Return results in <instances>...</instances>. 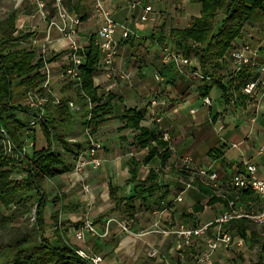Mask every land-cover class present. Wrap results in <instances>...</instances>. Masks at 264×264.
Listing matches in <instances>:
<instances>
[{
    "label": "crops",
    "instance_id": "crops-1",
    "mask_svg": "<svg viewBox=\"0 0 264 264\" xmlns=\"http://www.w3.org/2000/svg\"><path fill=\"white\" fill-rule=\"evenodd\" d=\"M14 1L13 9L20 20L15 35L21 37L20 46L36 51L44 59H54L46 63L43 72L47 75L46 87L59 100L65 95L61 90L62 87L70 80L66 74L69 64L64 60L69 50V42L55 26L51 25L52 22L62 24L55 0ZM105 5L119 26L114 35L118 44L113 59L114 74L109 78L102 69H97L94 75V84L99 87L100 92L116 96L113 102V115L98 128L95 134H91L103 145V149L98 152L102 165L98 169L89 167L85 169V182L91 187L90 198L84 194L82 182L73 175V170L62 175L63 184L57 192L58 196H55L59 198L58 209L54 212L60 211L62 205L68 203L78 204V208L60 213L59 222L55 225L51 218L53 212L46 209L53 204L49 203L44 211L45 237L50 241L54 240L56 226H59L62 234L64 229H67V234H63L64 240L76 251L80 244L74 238L73 229L85 218H90L86 214L96 215L97 220L90 219L101 233L108 227V236L111 222L107 226V221L113 217L110 216L111 213H105L109 210L110 202H113L114 207L110 188L116 189L119 198L134 197L135 186L153 171L160 184L168 191L166 199L159 200L152 197L148 204L152 201L158 202V206L153 210H145L149 209L148 205L141 206V203L137 202V209L132 216L125 211L121 213L126 216L124 224L129 230L131 229L129 234L133 235H129V238H135L134 242L137 237L153 238L148 242L149 247L156 246L161 254L173 263L178 257L169 251L171 239L163 235L162 230L172 229L180 224L192 226L212 222L228 208L231 200L246 206L249 210H258V196L249 189H235L230 181L234 175H245L249 164L256 165L257 176L264 179V89L253 99H248L241 91L240 102L232 104L225 99L218 85L207 83L210 80L199 81L191 73L192 69H189L191 70L189 73H181L173 63L163 62L164 53L159 41L160 37L165 36L164 44L169 43L172 45V50L178 51L169 40V31L189 27L192 20L200 16V4L191 0H143V5L150 6L152 10L147 21L140 19L143 6L132 9L128 0H105ZM60 8L80 17L78 31L81 43L86 48L90 36H96L101 25V21L95 18L90 1L62 0ZM121 26L131 31L127 39H122ZM259 50V60L264 62V41L262 45L259 44ZM195 63L197 67L196 59ZM223 66V81L226 82L231 71L229 63L224 62ZM206 84L211 85L208 94L212 99L211 106L204 105L203 97L200 95L201 89H204ZM75 107L78 109L77 105ZM133 107L145 109L143 126L154 130L161 137L164 132L170 136L168 140L163 139L167 143L169 155L165 163L162 162L163 153L160 148L154 158L147 164L143 163L149 150L139 149L130 144L135 133L120 129L123 125L121 116L124 110ZM255 115L258 117L257 121L252 123L249 118ZM158 117H162L160 121H157ZM44 147L46 145L39 149ZM86 148L87 146L81 154ZM110 155L113 156L111 161ZM183 159H189V166L183 164ZM132 160L139 164L136 166L137 175L134 182L130 180L131 170L135 167ZM203 169L208 174L215 172L217 180L212 181L208 175H201L200 171ZM188 182L190 185L187 187ZM195 182L211 189L210 194L202 192ZM248 190L251 192L250 195L245 194ZM214 196L221 201L209 204V200ZM190 199H193L190 210L194 204L200 203L203 205V211L196 214L191 223L185 222L184 219L179 221V217L182 218L184 213L190 211L180 213L179 208L183 201ZM9 207L0 205V214L7 216L15 210ZM143 213L149 216L158 214L159 217L151 220V224L144 228L146 226H143V223L136 224L137 217ZM241 221L256 227L253 228V234L250 229L242 230L244 228L239 225ZM96 222H101L102 227ZM259 227L262 225L254 224L247 219L232 221L230 228L239 235L238 237L243 238L244 244L239 246L235 238V243L230 248H220L216 252L213 257L214 264H247L248 262L257 264L248 259L247 253L250 247H259V244L252 242L255 234L259 238ZM154 233L158 235H153ZM68 236L71 237V241ZM88 237L90 236H86L85 252L99 256L102 250L98 254L92 252L87 243ZM3 244L4 242L1 243ZM98 244L96 243V246H100ZM193 252L194 249L186 253L184 257L186 264H195ZM154 263L157 262L154 260ZM102 264H116V260L106 263L103 259Z\"/></svg>",
    "mask_w": 264,
    "mask_h": 264
},
{
    "label": "trees",
    "instance_id": "trees-1",
    "mask_svg": "<svg viewBox=\"0 0 264 264\" xmlns=\"http://www.w3.org/2000/svg\"><path fill=\"white\" fill-rule=\"evenodd\" d=\"M191 1L200 4V16L195 17L187 28L170 29L169 40L174 48L185 56L193 54L197 62L196 68L205 77L210 78L207 83L218 85L225 99L230 102L235 99L237 104L240 102L244 80L231 73L228 80L223 81V57L231 48L243 44L242 38L248 25L263 24L264 0ZM19 22L15 10H11L0 20V205L6 208L11 204L16 205L12 214H0V225L2 227L5 222H10L16 212H31L30 204L34 205L36 220L32 223V232L23 233L17 227L11 230L8 242L3 245L0 243V252L5 255L0 261L9 260L11 264H90L64 240L63 234H67V229H64L62 234L59 226H56L55 239L50 241L45 237V208L49 203L59 201V198L49 199L44 186L47 179L73 170L75 161L89 143V134H95L113 115L116 96L100 92L99 87L94 84L99 48L96 36L91 35L85 48L83 64L79 67L78 79L70 77L61 89L65 95L57 102L50 89L45 87L47 75L43 72L46 63L54 59H44L36 51L20 46L21 37L15 35ZM159 41L164 46L166 37L161 36ZM194 43H198V46H194ZM211 85L206 84L204 89H201L202 97L208 96ZM33 92L48 98L43 105V115L37 121L47 144L41 149L34 146L25 158L19 161L6 154L5 144L9 142L15 149H21L25 144V136L35 140V134L26 135V131L29 123L36 119L38 114L36 109L24 103L29 93ZM70 103L77 105L78 109H73ZM145 113L144 108L125 109L121 116L123 125L120 129L135 133L130 144L149 150L143 163L147 164L154 158L158 148L162 149V162L165 163L169 158L167 143L154 130L142 125ZM78 125L82 127L84 139L71 143L70 135L74 134ZM2 129L6 135L1 132ZM87 129H90L89 133ZM131 162L135 167L131 170L130 180L134 182L137 175L136 166L139 164L134 160ZM16 176H20V179H16ZM197 186L205 194H210L211 189L201 184ZM110 193L114 207L105 214L121 210L131 216L137 209V202L146 207L152 197L164 200L168 195L166 187L160 184L153 171L135 186L134 197L119 198L113 187L110 188ZM245 194L250 195L251 192L248 190ZM217 201L221 199L214 196L209 200V204ZM77 205L68 203L62 205L60 211L54 212L51 218L55 225L59 222L60 213L77 210ZM202 211V204H194L189 212L184 213L185 222L191 223L196 214ZM239 225L244 228L243 231L250 229L253 234V227L248 222L241 221ZM261 232L259 238L255 234L252 241L261 247V260L257 264H264V225ZM115 245H118V241ZM101 250L100 246L94 247L97 254ZM147 261L152 260L148 258Z\"/></svg>",
    "mask_w": 264,
    "mask_h": 264
},
{
    "label": "built area",
    "instance_id": "built-area-1",
    "mask_svg": "<svg viewBox=\"0 0 264 264\" xmlns=\"http://www.w3.org/2000/svg\"><path fill=\"white\" fill-rule=\"evenodd\" d=\"M94 11L95 18L101 21V25L96 34V44L99 48V60L97 69H102L105 76L112 77L115 72L114 69V55L117 49V41L114 35L117 31L119 24L113 18L111 12L106 8L105 0H89ZM130 7L136 9L143 6V13L140 17L142 21H147L150 13L152 12L150 6H144L143 0H128ZM62 0H55V4L59 9V17L62 24L52 22L51 25L55 26L60 33L66 37L69 42L68 52L64 56V60L67 61L68 68L66 74L72 79H78L80 75L79 67L83 64L85 58V47L82 45V40L79 35L78 26L80 25V17L72 15L61 7ZM122 28V39H127L131 31L125 26ZM194 46H198V43H194ZM163 62L173 63L177 70L181 73H189L192 69V74L196 79L210 80L209 77H205L196 67L195 57L185 56L180 51L171 50L166 45L163 46ZM259 47L254 46L252 43L246 42L240 46L231 48L223 57V61L229 63L230 71L233 76H237L244 80L242 86V94L248 99L256 98V96L264 89V62L259 60ZM194 65V66H193ZM230 73V74H231ZM127 76V75H126ZM128 77V76H127ZM46 87V84H45ZM56 101L59 100L55 97ZM48 100L46 96H42L37 93H29L27 96V105L36 109L38 117L32 120L27 128L26 135H31L33 127L36 125L38 119L43 115V105ZM202 102L206 106H211L212 99L210 96L202 98ZM232 104L236 103L235 99L231 100ZM70 106L74 109L75 105L70 103ZM76 109V107H75ZM191 112H194L191 110ZM162 117H158L157 121H160ZM257 115L252 116L249 120L254 123L257 121ZM3 135H6L2 129ZM90 129H87V133ZM169 135L167 133L162 134V139L168 140ZM7 138V137H6ZM6 142V141H5ZM34 142L25 136V144L21 149H15V147L6 142L5 152L8 156L14 157L21 161L34 147ZM103 149L101 142L95 140L91 134H89V143L86 150L79 155L75 161L73 168V175L76 176L82 182V190L89 198L92 196L91 187L85 182V169L92 168L98 169L102 165V160L98 156V152ZM183 164L189 166V159H183ZM187 169V168H186ZM201 175H208L212 181L217 180V174L212 172L208 174L206 170L200 171ZM16 179H20V176H16ZM230 184L235 189H249L254 192L259 198V208L256 211L249 210L246 206L236 203L235 200H231L228 204V208L224 210L214 221L196 224V225H184L180 224L172 229L162 230L163 235L170 237V249L169 251L177 255V261H170L161 254L159 248L152 245L148 248L147 256L153 258L157 263L166 262L168 264H186L184 257L186 253L193 250L195 264H214L213 257L220 248H230L235 243V238L238 241L237 244L242 246L244 240L242 237L234 232L230 228V223L234 220L247 219L250 222L257 225H264V179H260L257 176V168L254 164L247 165V172L245 175H234L230 181ZM190 183H187V187ZM179 200L181 198L179 197ZM10 209H14L15 205L11 204ZM30 220L34 222L36 220L35 209L30 214ZM115 221L114 218L108 219L107 226L110 222ZM120 227L130 233L129 228L125 224H119ZM107 229L101 233L97 230L93 220L85 218L84 221L73 229L74 238L80 247L76 250V253L87 260L90 264H102V257L96 255H89L86 251V236L92 237H106L108 234ZM159 232V231H158ZM247 264H250L248 262Z\"/></svg>",
    "mask_w": 264,
    "mask_h": 264
},
{
    "label": "rangeland",
    "instance_id": "rangeland-1",
    "mask_svg": "<svg viewBox=\"0 0 264 264\" xmlns=\"http://www.w3.org/2000/svg\"><path fill=\"white\" fill-rule=\"evenodd\" d=\"M13 3H15L14 0H0V20L3 19L4 16L8 12H10L11 10H14L13 9L14 8ZM243 39H244L243 42L252 43L256 47H259V44L262 45L263 41H264V22H263V24L261 23L260 25H259V23H256V24L250 25V26L248 25L245 28ZM166 46L169 47L170 49L172 48V45L171 44L169 45V43H167ZM68 79H70V77H68ZM24 103L27 105V98H26ZM33 133L35 135H37V137L35 136V140L33 142H34V145L38 149L47 144L46 139H45L44 135L42 134V131L40 130L37 123L33 127L32 134ZM83 135L84 134L82 132V127L80 125H78L74 131V134L70 135V142L75 143V142L82 141L84 139ZM112 158H113V156L110 155V157H109L110 161ZM113 160L115 161L116 159L114 158ZM114 166H115V164H114ZM114 169H116V168H114ZM116 170H118V169H116ZM120 170H123V169L120 168ZM97 173H99V171H97ZM115 174H117V173H115ZM62 184H63L62 175L56 176L53 179H47L46 180L44 187H45L46 194L48 195V197L50 199L55 198L56 195L58 196L57 192L60 191ZM78 191H79V189H78ZM192 202H193V199L183 201V204L179 208V212L181 213L183 211H189L190 210V204ZM157 203H158L157 201L156 202L155 201L150 202L148 204L149 209H145V210H151V209L153 210L156 206H158ZM58 204H59L58 201H56L55 203L48 206V208H46V209H49L50 212L54 213V211L58 209ZM112 207H113V202H110V206H108V208L111 209ZM29 208H30V210L32 209L31 212L30 211L26 212V213H22V211L16 212V216L13 217L10 222H5L4 225H2V227L0 229V243L4 242V244H5L6 242H8V237L12 233L11 230L14 227H17L23 233L32 232L31 229H32L33 225H32V221L30 220L29 215L33 212L34 205L30 204ZM9 214H12V213L10 212ZM86 216H88L92 219H95V220H97V218H98L96 215L91 216L89 214H86ZM110 216L113 217L115 219V221L111 222L110 233L108 236L100 238V237H91L89 235L90 237L87 238L88 246L91 247L90 249L92 250V252H94V248H92V247L96 246V243H99L100 246L102 247V251L98 255L101 256L102 259H105L106 263H108V262L110 263V262H113L114 260H116V264H142L143 262H148L149 264H168L166 262L154 263V260L153 261H147L148 258L146 255L148 253V247H149L148 242H149V240L152 241L153 238L150 237V238L146 239V238L137 237L135 242H134L135 238H133V239L129 238L128 236L131 234L124 231L119 225L120 223L124 224V222L126 221L124 219V218H126V216L122 215L121 210L116 211V212H112L110 214ZM158 217H159L158 214L155 216H152V215L149 216V214L143 213L141 216L139 215L137 217L136 224L143 223L142 225L146 226L144 228H147L151 224L150 221L158 219ZM183 219H184V217H182V218L179 217L178 220L180 221ZM144 220H145V222H144ZM161 221H162V218H161ZM96 223H97V225L102 227L101 222H96ZM253 228H256V227L253 226ZM111 231H113V232H111ZM259 234H262L261 227H259ZM153 235H158V234L154 233ZM131 236H133V235H131ZM68 239H69V241H71V237L68 236ZM116 241H118L117 246L115 245ZM124 241H126V242H124ZM113 245L116 247H113ZM247 254H248V259L251 262L258 263L261 260V257H260L261 256V247H260V245H259V247H250ZM4 256H5L4 252H0V259L3 258ZM223 258L226 259L227 257L223 256ZM0 264H11V261L1 260Z\"/></svg>",
    "mask_w": 264,
    "mask_h": 264
}]
</instances>
